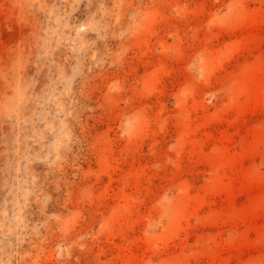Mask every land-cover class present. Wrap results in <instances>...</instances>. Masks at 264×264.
<instances>
[{"label": "rangeland", "instance_id": "1", "mask_svg": "<svg viewBox=\"0 0 264 264\" xmlns=\"http://www.w3.org/2000/svg\"><path fill=\"white\" fill-rule=\"evenodd\" d=\"M0 264H264V0H0Z\"/></svg>", "mask_w": 264, "mask_h": 264}]
</instances>
